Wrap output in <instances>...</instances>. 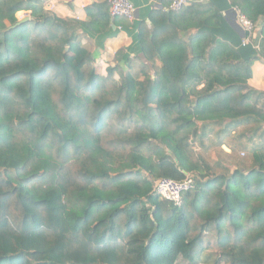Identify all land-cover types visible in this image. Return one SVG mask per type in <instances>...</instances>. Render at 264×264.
<instances>
[{"label":"trees","instance_id":"obj_1","mask_svg":"<svg viewBox=\"0 0 264 264\" xmlns=\"http://www.w3.org/2000/svg\"><path fill=\"white\" fill-rule=\"evenodd\" d=\"M222 2L264 19V0L167 10L139 30L154 76L105 89L112 69L73 55L76 37L42 0H0V264H264V145L231 175L193 151L251 124L249 139L264 138ZM190 173L179 205L155 193Z\"/></svg>","mask_w":264,"mask_h":264},{"label":"crops","instance_id":"obj_2","mask_svg":"<svg viewBox=\"0 0 264 264\" xmlns=\"http://www.w3.org/2000/svg\"><path fill=\"white\" fill-rule=\"evenodd\" d=\"M43 11L53 19L66 22V30L71 37H76L77 45L71 53L84 57L90 53L95 61L98 74L106 76L112 69L110 84L118 85L123 75L129 73L137 80L143 78V69L149 68L150 76H154L153 68L161 63L154 59L150 63L143 55L140 46L139 30L151 29L150 18L155 21L159 15L167 13L171 0H130L135 8L132 21L112 17L107 0H42ZM192 4L206 6L209 0H187ZM226 6V7H222ZM221 18L227 24L226 36L239 48L244 59L249 58L250 77L243 86V92L255 93L256 105L264 113V36L262 28L264 19L254 23L251 35L246 33L248 44L241 45L242 31L235 22V13L222 2ZM25 13V11L19 12ZM18 13V14H19ZM16 15V18L19 15ZM194 29L180 33V38L187 41ZM244 35V34H243Z\"/></svg>","mask_w":264,"mask_h":264},{"label":"rangeland","instance_id":"obj_3","mask_svg":"<svg viewBox=\"0 0 264 264\" xmlns=\"http://www.w3.org/2000/svg\"><path fill=\"white\" fill-rule=\"evenodd\" d=\"M29 15V13H27ZM17 19V18H16ZM18 21V20H17ZM105 89H110L111 84L108 79L103 85ZM199 88V87H198ZM256 108L259 109L256 105ZM260 110V109H259ZM256 128L255 125H248L236 128L230 132L228 137L223 138V142L218 144L219 140L215 137V134L208 135L207 138L203 139V148L199 145L193 144V151L203 159V162L208 165L211 169V175H219L221 173H226L231 175L235 169H241L246 171L251 165V152L252 148L260 147L264 145V138L259 139H249L251 133ZM218 127L213 129L216 132ZM238 141L237 137H241ZM195 158V156H194ZM192 173L187 174L191 176ZM207 251H213L209 249ZM210 253V252H207ZM176 264H205L201 261H196L195 263H189L182 259H179Z\"/></svg>","mask_w":264,"mask_h":264},{"label":"built area","instance_id":"obj_4","mask_svg":"<svg viewBox=\"0 0 264 264\" xmlns=\"http://www.w3.org/2000/svg\"><path fill=\"white\" fill-rule=\"evenodd\" d=\"M109 13L112 17L122 18L127 21H132L135 16V8L130 0H107ZM188 4L187 0H171L167 8L168 11L178 12ZM235 13V22L238 28L244 34L241 45L248 44V38L245 34L251 35L255 28L254 23L250 22L245 16H243L238 9H233ZM17 20L19 22L28 18L27 13H19ZM193 183L191 176H187L182 181H174L170 179H162L155 183V193L163 200L169 201L174 205H179L182 195L187 192Z\"/></svg>","mask_w":264,"mask_h":264},{"label":"water","instance_id":"obj_5","mask_svg":"<svg viewBox=\"0 0 264 264\" xmlns=\"http://www.w3.org/2000/svg\"><path fill=\"white\" fill-rule=\"evenodd\" d=\"M21 23V22H20ZM19 24V23H18ZM242 36H244L243 34H242ZM67 51V49H65V52Z\"/></svg>","mask_w":264,"mask_h":264}]
</instances>
